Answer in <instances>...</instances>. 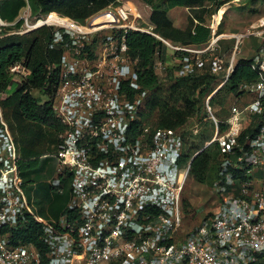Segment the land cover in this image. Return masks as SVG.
I'll use <instances>...</instances> for the list:
<instances>
[{
	"label": "built area",
	"instance_id": "obj_1",
	"mask_svg": "<svg viewBox=\"0 0 264 264\" xmlns=\"http://www.w3.org/2000/svg\"><path fill=\"white\" fill-rule=\"evenodd\" d=\"M2 1L0 37L48 27L49 47L63 50L48 67L58 70L52 101L64 125L52 186L64 193L67 180L70 197L59 218L43 226L48 264H264V43L250 59L257 78L241 86L243 103L232 105L222 119L206 102L215 126L207 145L216 143L220 154L211 184L216 207L180 240L191 177V162L183 160L185 133L182 127L142 122L149 91L139 82L126 32L153 34L184 52L179 76L209 67L222 75L220 86L235 70L239 39L228 58L216 52L220 34L204 47L173 45L153 28L139 26L137 9L125 3L110 4L107 12L114 19L99 24L70 18L82 26L25 28L28 19L48 13L34 16L24 0L18 16L7 21ZM9 71L20 82L27 80L28 59L14 62ZM17 149L0 118V264H41L42 251L34 243L13 240V229L27 223L28 208Z\"/></svg>",
	"mask_w": 264,
	"mask_h": 264
},
{
	"label": "trees",
	"instance_id": "obj_2",
	"mask_svg": "<svg viewBox=\"0 0 264 264\" xmlns=\"http://www.w3.org/2000/svg\"><path fill=\"white\" fill-rule=\"evenodd\" d=\"M143 1L152 6L153 12L150 20L154 25V33L173 45L195 47H204L209 43L212 36V28L207 24L205 18L211 7L207 5V2L216 4V7L224 3V0ZM29 2L34 11L41 10L43 13L55 11L83 23L86 18L100 13L115 0H29ZM24 4V0H3L1 4L2 18L13 21ZM174 6L189 8L191 14L187 28L181 29L175 26L168 16V9ZM42 24L39 22L33 27ZM20 25L21 23L17 26ZM38 33L41 34L37 35ZM32 34L34 35L29 36ZM27 35L13 34L0 37V94L5 92L13 83L14 79L9 68L14 62L26 57L31 69V75L27 80L17 84L13 83L17 85V88L11 94L4 98L0 96L1 122L14 141L17 142L21 154L19 170L24 178V190L34 181L29 176L36 174L35 177H37L42 165L47 164L49 160H54V154L60 142L59 134L64 129V125L54 112L52 101L58 80V70L52 69L50 71L48 69L50 64L60 60L63 50L60 47L55 49L49 47L52 33L48 27H43ZM126 41L129 47V55L136 61L135 68L138 72L139 82L143 89L151 91L146 102L142 122L150 126L180 128L189 120L202 117L203 106L201 103L204 104L205 97L221 83L222 75L213 74L209 67H206L183 77H174L169 88L162 91L155 64L158 58L163 64L171 58L168 56V48L170 49V47L153 34L138 30H128ZM171 51L174 58L177 59L175 65L179 69L178 60L184 55V52L174 49ZM249 63L250 59L237 61L235 70L231 73L228 81L211 97L210 103L215 102L221 93L233 94L236 97L242 96L241 86L246 82H253L257 78L256 72ZM124 89L131 92V95L134 94V91L127 85L124 86ZM35 90L48 93L52 99L42 102L40 97L34 95L33 91ZM225 128L226 125L222 123L221 130ZM213 144L217 147L216 143ZM207 148L208 146L193 159V154H184V163L191 162L190 175L199 183L207 181L209 170H213V175L210 177L213 182L218 171L220 157L218 148L216 152H209ZM64 183L66 189L69 183L67 180ZM52 187L49 184L46 189L51 190ZM24 194L27 198L28 193ZM63 194L65 191L61 194L57 192V195ZM69 197L70 193L67 196L68 201ZM67 203L64 204L63 212ZM61 205H57V207ZM48 222L50 221L39 217L28 202L27 223L25 226L15 228L12 231L13 240L16 244L32 242L42 251L41 264H48L47 247L42 240L43 226Z\"/></svg>",
	"mask_w": 264,
	"mask_h": 264
},
{
	"label": "rangeland",
	"instance_id": "obj_3",
	"mask_svg": "<svg viewBox=\"0 0 264 264\" xmlns=\"http://www.w3.org/2000/svg\"><path fill=\"white\" fill-rule=\"evenodd\" d=\"M133 2L137 5H134ZM123 3H125L128 7L131 6L134 10L137 9V22L139 23V26L145 28H149L150 26L154 27L150 20L151 14L153 12L151 5L145 3L143 0H115L113 7L116 8ZM207 5L211 6L210 12L207 15L208 24L211 26L215 23V29H217L216 34H220L219 47L217 48L218 51L216 52L225 54L228 58L232 53H234V47L236 46L237 40L239 39L236 60L251 59L260 46L264 43V0H224V3L218 7H216V4L211 2H207ZM114 8H112L113 12ZM180 8H178L179 11L177 14L174 11H169L170 9H168V16L172 20H175L177 25L186 27L189 22V18L187 16L189 14L186 13V9L182 7ZM32 11L34 16L43 13L41 10L34 11L32 9ZM188 12L191 14L190 10H188ZM61 15L63 16V14ZM90 18L91 17L88 19L89 21L91 20ZM86 20L87 18L84 20V22ZM17 28H20V26H17ZM40 34L41 33H38L37 35ZM33 35L34 34L29 36ZM171 49V47L170 49L168 48V56L171 58L166 60L164 64L161 60H158V58L155 64V70L159 75L162 91H165L169 88L174 80V77H180L178 75L177 65H175L177 64V61L175 60ZM208 56L209 54L205 55V57ZM158 61H161V66H159ZM13 79V83H20V79L18 77H13ZM13 83L10 84L5 92L0 94L2 98L11 94L17 88V85ZM220 87L222 86H220L219 83L209 93V95L205 97L204 104H202L203 102L201 103L203 106L201 112L202 117L193 118L182 126V130L185 133V153L193 155L196 153L199 154L201 151L205 150L207 146V150L209 152H216L217 150L215 144L211 146L207 145L215 132L214 123L209 116L208 110L205 108L206 102L208 100L215 115L224 119L227 117L226 114L232 105H241L243 103V99L247 98V96L244 94H242L240 97H236L233 94L221 93L220 97L218 96L215 102L210 103L211 97H213ZM33 93L34 95L40 97L42 102H47L52 99L48 93L40 90H35ZM149 93V95H151V91ZM14 143L16 144L17 142L14 141ZM56 163L57 159L54 157V160H49L47 164L42 165L37 177H35L36 174L29 176V178L31 180L34 179V181L29 184L27 189H25V193H28L26 198L27 201L35 209L38 216L46 221H55L57 218H59L63 212L64 204L68 202L67 196H69L70 193V187L67 186L65 189V194L57 195L55 188H53L51 185L53 179L56 176ZM212 175L213 170H209V172H207L208 179L204 183L197 182L193 176L188 178L183 195L184 225L180 232V240L183 239L199 221L209 216L216 207V203H214L216 197L211 189L212 178L210 177ZM49 184L52 187L51 190L46 189L48 188ZM60 204L62 205L57 207V205Z\"/></svg>",
	"mask_w": 264,
	"mask_h": 264
},
{
	"label": "bare ground",
	"instance_id": "obj_4",
	"mask_svg": "<svg viewBox=\"0 0 264 264\" xmlns=\"http://www.w3.org/2000/svg\"><path fill=\"white\" fill-rule=\"evenodd\" d=\"M24 13H25V11L23 10L22 14H24ZM111 18H112L111 14H106V15H103V16L99 17L97 19V21L98 22L109 21ZM33 20L34 21H32L31 19H28L27 22L25 23L24 27L25 28H33V26L36 23H39V22L43 23L40 26H43L45 24H53V25L67 24V25H72V26L77 25L79 27L82 26V24L75 23L73 20L70 19V17L64 16V15L62 16L61 14L56 13V12H50V13H48V14L40 17V18H36V19H33ZM37 27H39V26H37Z\"/></svg>",
	"mask_w": 264,
	"mask_h": 264
},
{
	"label": "crops",
	"instance_id": "obj_5",
	"mask_svg": "<svg viewBox=\"0 0 264 264\" xmlns=\"http://www.w3.org/2000/svg\"><path fill=\"white\" fill-rule=\"evenodd\" d=\"M133 4L134 5H137V4H135L134 2H133ZM127 6V5H126ZM180 7H182V8H184V9H186L185 11H186V13H188L189 15H187L188 16V18H189V16H190V13L188 12V10H189V8L188 7H184V6H174V7H171L170 8V10L169 11H174L176 14L178 13V8H180ZM132 8V7H131ZM181 9V8H180ZM205 18H206V22H207V24H208V18H207V15L205 16ZM175 19V18H174ZM173 21V23H174V25L175 26H177V27H179V28H181V29H185V28H187V26H188V24H189V22H188V24H187V26L186 27H181V25H177L176 23H175V20H172ZM215 25V26H214ZM214 25L212 24L210 27L212 28V36L214 37L215 36V34L217 33V29H215L216 28V24L214 23ZM150 28H153L152 26H150ZM216 32V33H215ZM211 36V37H212ZM212 37V38H213ZM211 38V39H212ZM210 39V40H211ZM220 41V40H219ZM210 42V41H209ZM218 47H219V42H218ZM217 47V48H218ZM216 51H218V49H216ZM175 60L177 61V59L175 58ZM17 146V145H16ZM18 148V147H17ZM18 150V153H19V155L21 156V154H20V151H19V148L17 149Z\"/></svg>",
	"mask_w": 264,
	"mask_h": 264
},
{
	"label": "water",
	"instance_id": "obj_6",
	"mask_svg": "<svg viewBox=\"0 0 264 264\" xmlns=\"http://www.w3.org/2000/svg\"><path fill=\"white\" fill-rule=\"evenodd\" d=\"M106 14H111V15H112V13H102V14H99V15H97V16H95V17H93V18L91 19L90 24H91V25H95V24H99V23L103 22V21L98 22L97 19H98L99 17L103 16V15H106ZM111 19H114V16H113V15H112V18H111Z\"/></svg>",
	"mask_w": 264,
	"mask_h": 264
},
{
	"label": "clouds",
	"instance_id": "obj_7",
	"mask_svg": "<svg viewBox=\"0 0 264 264\" xmlns=\"http://www.w3.org/2000/svg\"><path fill=\"white\" fill-rule=\"evenodd\" d=\"M112 3H114V2H112ZM111 3V4H112ZM110 5V4H109ZM109 9H108V7H106V9H104L103 11H101L100 13H98V14H96L95 16H97V15H99V14H102V13H108L107 11H108ZM94 16V17H95ZM91 18H93V17H91Z\"/></svg>",
	"mask_w": 264,
	"mask_h": 264
}]
</instances>
